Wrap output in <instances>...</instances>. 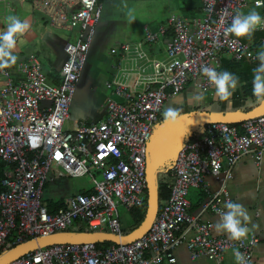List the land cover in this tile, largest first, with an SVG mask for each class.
Segmentation results:
<instances>
[{
    "label": "built area",
    "instance_id": "1",
    "mask_svg": "<svg viewBox=\"0 0 264 264\" xmlns=\"http://www.w3.org/2000/svg\"><path fill=\"white\" fill-rule=\"evenodd\" d=\"M26 1L50 29L74 31L75 37L62 47L56 83L34 54L0 69V262L29 241L68 234L74 226L80 234L105 231L122 239L118 208L131 212L147 206L146 145L164 105L181 98L187 87L213 93L202 66L220 71L223 60H232L254 69L259 61L251 44L224 30L237 9L255 8L264 15V0H198L201 14L193 21L171 15L158 31L144 29L139 41L112 49L117 62L105 87L121 102L108 101L104 119L87 125L71 121L69 108L102 2L115 0ZM0 9L6 23L10 0H0ZM258 44L264 45V37ZM238 124H208L201 137L183 142L168 167L154 171L155 190L165 185L169 197L135 241L105 248L92 242L40 246L10 264H177L174 253L183 245L191 260L236 264L232 252L238 248L252 264L256 236L232 241L213 235L211 222L188 212L189 191L204 190L211 177L220 188L201 211L219 219L232 168L246 157L256 165L263 159L264 113ZM53 165L68 178L88 177L92 187L50 213L42 193Z\"/></svg>",
    "mask_w": 264,
    "mask_h": 264
},
{
    "label": "rangeland",
    "instance_id": "2",
    "mask_svg": "<svg viewBox=\"0 0 264 264\" xmlns=\"http://www.w3.org/2000/svg\"><path fill=\"white\" fill-rule=\"evenodd\" d=\"M135 1L136 0H117L114 3L104 2L102 4L100 21L95 27L92 45L85 57L80 79L75 85V92L69 108L71 121L78 123L83 122L88 125L93 121L99 120L93 118L97 117L102 119L104 117V113L100 112L101 109L104 110L105 106H107V101L112 100L117 103L121 102L120 99L112 96L105 87V83L111 78L113 73L111 67L115 62V54L110 52V49L113 48L116 43L122 44L139 41L142 38V30L149 22L155 21L157 23L160 20H164L168 14V11L165 10L160 0H147L142 3H134ZM124 7H127V9H134L135 22H128L125 20V23H123L115 18V16L119 14L118 12L122 13L121 10ZM25 8L27 9L23 0H11V10L8 12V16H17L20 19L28 18L31 21V29L35 37L30 44L26 45L23 56L32 53H38V55L46 54L45 56L52 61L53 66L59 67L63 59L61 54L62 47L66 42H74V31L52 30L48 27L46 19L40 13L36 11L27 13ZM125 13L126 11L123 13L124 16ZM6 23H3L0 9V27L3 28ZM122 23L123 26L120 27ZM155 26L156 24H154L151 29H155ZM41 50H44V52ZM43 55L40 56L43 57ZM21 58V56L17 55V61ZM197 91V89L194 90L195 93ZM183 95L184 92L181 96L184 101L185 95ZM208 96L209 94H203V99L209 98ZM102 104L103 106L101 108ZM256 104L249 101L246 103L241 102L239 109L245 110V108H251ZM169 106L176 108V105L172 106L168 102L164 105L163 111ZM183 108L185 110L182 113L184 118L195 117L199 114V111H190L188 107ZM220 114L223 113H218L213 116H219ZM223 115L227 117L232 114ZM162 120L163 117L160 115L158 120L152 125L153 134L147 141V163L150 165L154 164L163 153L167 152L168 149L175 145L177 134L173 124H163ZM204 128L205 124L202 123L184 124L183 129L186 132L185 138L199 137L203 134ZM168 163H171V161H168ZM91 187L92 183L88 177L76 179L68 178L58 167L53 165L51 173L48 176V182L43 188L42 203L46 206L57 205L61 201L64 202L66 198L76 195L81 191H90ZM146 213V209L140 210L134 214V212L130 213L121 207L118 208V221L123 239L129 237L134 232V230H132L135 225L132 221L134 216L144 219ZM70 232H72L74 236L80 235L76 226L70 229ZM107 245L106 243L103 244V246Z\"/></svg>",
    "mask_w": 264,
    "mask_h": 264
},
{
    "label": "crops",
    "instance_id": "3",
    "mask_svg": "<svg viewBox=\"0 0 264 264\" xmlns=\"http://www.w3.org/2000/svg\"><path fill=\"white\" fill-rule=\"evenodd\" d=\"M23 1H24L25 6L28 9L27 10L25 8L27 13H29L30 11H33L30 7L29 2L26 0H23ZM116 1L117 0H115L111 3H114ZM146 1L147 0H136L134 3H142V2H146ZM160 1H161V4L164 5L165 10L168 11L167 16L164 18V20H160L157 23L155 21L149 22V24L147 26H145L144 29H149L152 32L158 31L159 28L166 26L167 20L171 15L178 16L181 19H184L188 22H191L194 19H196L198 16H200V14H201V5H200V2L198 0H160ZM104 2L105 1H103L102 4ZM10 10H11V0H10L9 11ZM121 11H122V13L118 12L119 14H117L115 16V18L122 21L123 23H125V20H127V19L123 15V13L125 11H127V7H124ZM27 20L30 21V19H28V18H27ZM30 23H31V21H30ZM123 23L120 24V27L123 26ZM154 24H156V26L154 27L156 30L151 29L154 26ZM31 28H32V25H31ZM144 29L141 32L142 35H143ZM255 33H257V32H255ZM34 37H35V35L32 32V29H30L28 33L18 37L19 39L17 40L16 55H19L22 58L19 61H17L14 65H16L18 62L24 60L28 56V55L23 56V51L26 48V45H28L32 42ZM117 37H118V35H117ZM169 38H170V35H168L166 39H169ZM135 42H137V41L129 42V43H135ZM251 42L252 41H246V43H248V44H251ZM122 44H126V43H122ZM122 44L116 43L115 46L110 49V52H112V49H114L117 46L122 45ZM41 51L44 52V50H41ZM32 54H34V53H32ZM61 54H62L63 59H64V55H63L62 50H61ZM34 55L38 57L41 65H42L43 71H44L45 75L47 76L48 80L52 83H56L58 80V71H59L61 64L59 67L53 66L52 61H50L49 58H47L45 56L46 54H44V55L39 54L38 55V53H36ZM40 55H43V57ZM63 59H62V61H63ZM116 62H117V58L115 57V62L113 63L111 68H113V66ZM14 65H11L10 67L14 68ZM50 73H56V75L53 77H50L48 75ZM11 75H12L14 80L19 79L18 76L15 75V72H13V70L11 71ZM1 85H2V83L0 81V86ZM238 90H239V86L231 94V96H229L227 99H224V101L222 103H221V100L218 97H216L215 91H213L212 94H209V96H208L209 98L203 99L200 102H196L192 99V96L195 94L194 89H192L191 87H187L184 91V95H185L184 101L181 97V98H178L177 101H170L169 104H171L172 106L176 105V108L179 109L182 113L185 111L183 107H188L190 109V111L191 110L192 111H199V114L196 116H199V115L213 116V115L218 114V113H223V114H232V115L227 116V117H231V116H234L238 113H241L242 111L249 109V108H245V110H240L239 108L241 105L240 104L238 106L235 105L237 100H238L237 102H239V103H241V102L246 103L247 102V101L243 102L242 97L238 96V93H239ZM249 102H251V101H249ZM260 103H262V102L261 101L257 102V104H260ZM107 104H108V101H107ZM199 104H202L201 106L205 109V110H202V112L200 111ZM102 106H103V104L101 105V108H102ZM106 107L107 106H105L104 110L101 109V112H100V113H102V112L104 113V117L106 116ZM223 114H220L219 116H225ZM161 115H162V113H161ZM104 117L102 119H104ZM93 119H99L98 121L102 120V119L97 118V117H95ZM98 121H93L91 123H96ZM91 123H89V124H91ZM207 125L208 124H205V127ZM185 134H186V132H185ZM199 137H201V135ZM193 138L195 139L196 137L185 138L184 142L189 141V140L192 141L191 139H193ZM170 149H168L167 151H169ZM167 166H169V165H167ZM225 169H226V167H225ZM170 181H171V179L167 178V182H170ZM204 182H205V189L204 190L191 189L189 191L188 201H189L190 206H189L188 212L191 215L199 216L200 219L204 222H211L213 225H215V223L218 221V218L213 216V215H210L209 213L203 214L201 211V205L206 200H208L213 193H215L219 190L220 183L211 177H206ZM89 192L90 191L85 190V191H81L77 194H82V193L85 194V193H89ZM225 194H226V197L228 198V200H232V201L241 203L247 209L249 217H250V220L248 222L249 233L247 236H256L258 239V243L253 250L252 264H264V157L261 160V162L257 165L251 157H246V158L242 159L241 161H239L232 168V177L226 183ZM61 203L63 205L64 202L61 201ZM253 225H255V227H253ZM132 230H135V229H132ZM70 233L73 234L72 232H70ZM81 234H82V232H81ZM99 234L109 235L105 231H104V233H99ZM82 235H85V234L83 233ZM213 235H225V234H217L215 229H214ZM105 243L109 244V246L112 245V243H107V242L97 243V244L103 245ZM101 248H103V247H101ZM174 255H175L177 264H214L213 262H210L206 259L191 260L189 258L188 252H187L184 245L179 247L178 249H176ZM230 258H231L230 256H226L225 260L229 261Z\"/></svg>",
    "mask_w": 264,
    "mask_h": 264
},
{
    "label": "clouds",
    "instance_id": "4",
    "mask_svg": "<svg viewBox=\"0 0 264 264\" xmlns=\"http://www.w3.org/2000/svg\"><path fill=\"white\" fill-rule=\"evenodd\" d=\"M125 17L128 22H135L134 9L128 8ZM30 29L29 20L11 15L7 17L6 25L0 28V69L16 63L17 39L28 33ZM260 29H264V15L252 8L246 12L237 9L224 31L226 36L230 35L239 39L250 38ZM256 58L259 64L252 70V95L258 101L264 102V45L257 51ZM201 73L213 86L216 97L222 100L231 96L239 85V77L227 70L217 71L216 67L202 66ZM203 98V94L199 91L192 96L196 102L202 101ZM162 117L163 124H174L183 119V114L179 109L169 106L163 111ZM249 220L250 217L244 205L227 200L223 204V209L219 211V219L214 229L217 234H225L232 241H241L249 233ZM232 255L236 264H249L246 255L238 248L233 249Z\"/></svg>",
    "mask_w": 264,
    "mask_h": 264
},
{
    "label": "water",
    "instance_id": "5",
    "mask_svg": "<svg viewBox=\"0 0 264 264\" xmlns=\"http://www.w3.org/2000/svg\"><path fill=\"white\" fill-rule=\"evenodd\" d=\"M264 113V103L256 108L255 110L249 113H238L231 117L226 116H205L199 115L195 117H187L180 119L177 123H174V129L176 131L175 145L167 152L163 153L161 157L152 165L147 164L146 167V180H147V213L144 215V219L141 224L134 230L132 235L127 238L118 239L110 235L106 234H87V235H79L74 236L72 234H63L56 235L47 239H38L27 242L24 245L19 246L11 253L6 255L4 259L0 262V264H10L20 258L22 255L27 253L28 251L47 245H55V244H66V243H122L127 244L135 241L139 237H141L149 228L150 224L155 218L157 213V204H156V190L153 185V173L155 170L160 169L162 165H165L168 161H172L176 152L180 149L181 145L185 139V130L183 129L184 124H194V123H202V124H211V123H225V124H238L241 121H244L249 118H253L258 116L259 114Z\"/></svg>",
    "mask_w": 264,
    "mask_h": 264
},
{
    "label": "trees",
    "instance_id": "6",
    "mask_svg": "<svg viewBox=\"0 0 264 264\" xmlns=\"http://www.w3.org/2000/svg\"><path fill=\"white\" fill-rule=\"evenodd\" d=\"M262 37H264V32H262V33L261 32H257V33H254L250 38H240V39L243 42L252 41L251 42V48L254 51L257 52L261 48L260 44H258V40L260 38H262ZM223 70L230 71V72L236 74L239 77V85H238L239 86V90H238L239 93H238V96L242 97L243 102L251 101L254 104H256L258 102L257 98H255L252 95V83L251 82H252V75H253V72H252L253 67H252L251 64H249V63H247L245 61L235 62V61H232V60H223L220 71H223ZM48 75L50 77H53V76L56 75V73H50ZM220 100H221V103L224 101V99L223 100L220 99ZM237 101L235 103L236 106H238L240 104ZM263 103L264 102H262L260 104H256L255 106L249 108L248 110L242 111L241 113H244V114L245 113H249V112L255 110L256 108H258L259 106H261ZM228 125L231 126V127L239 128L240 124H228ZM193 139H191V140H193ZM169 164L170 163H166L161 168L168 167L167 165H169ZM1 170H2V167L0 166V171ZM168 197H169V191L166 189L165 185H162L161 187H159V189L156 191L157 210L161 207V204L168 199ZM61 207H62V203L60 202L57 205H49V206H47V209L49 210L50 213H54ZM140 210L142 211L143 209H135V210H132L131 212H134V214H136ZM132 221L135 224L133 226L134 227L133 229H136L141 224V222L143 221V218H137V217L134 216ZM68 234H71V233H68ZM107 246H109V244ZM107 246H103V245H98L97 244L98 248H101V247L105 248Z\"/></svg>",
    "mask_w": 264,
    "mask_h": 264
}]
</instances>
